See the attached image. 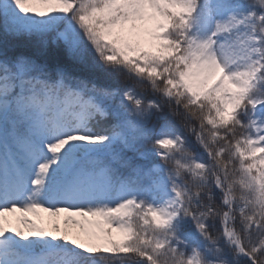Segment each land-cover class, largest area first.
I'll return each mask as SVG.
<instances>
[{"label":"snow or ice","instance_id":"6c2138e0","mask_svg":"<svg viewBox=\"0 0 264 264\" xmlns=\"http://www.w3.org/2000/svg\"><path fill=\"white\" fill-rule=\"evenodd\" d=\"M0 264H264V0H0Z\"/></svg>","mask_w":264,"mask_h":264}]
</instances>
